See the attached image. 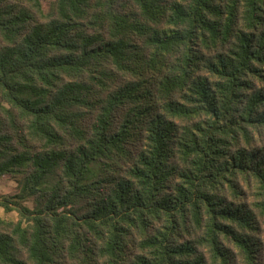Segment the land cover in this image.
<instances>
[{"label":"trees","instance_id":"1","mask_svg":"<svg viewBox=\"0 0 264 264\" xmlns=\"http://www.w3.org/2000/svg\"><path fill=\"white\" fill-rule=\"evenodd\" d=\"M5 177L0 264H264V0H0Z\"/></svg>","mask_w":264,"mask_h":264},{"label":"rangeland","instance_id":"2","mask_svg":"<svg viewBox=\"0 0 264 264\" xmlns=\"http://www.w3.org/2000/svg\"><path fill=\"white\" fill-rule=\"evenodd\" d=\"M49 7V5H48ZM17 193V184L10 178H1L0 179V194L2 195H15ZM31 206V204H28ZM0 215L8 219H17L18 214L16 211L11 212L10 214H5L4 210L0 208Z\"/></svg>","mask_w":264,"mask_h":264}]
</instances>
